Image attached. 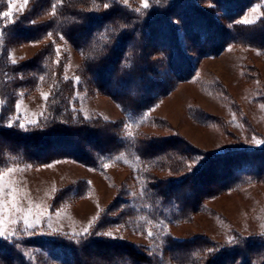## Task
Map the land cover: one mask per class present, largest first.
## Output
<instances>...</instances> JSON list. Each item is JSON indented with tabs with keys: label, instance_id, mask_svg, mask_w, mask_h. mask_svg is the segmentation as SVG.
Returning a JSON list of instances; mask_svg holds the SVG:
<instances>
[{
	"label": "rangeland",
	"instance_id": "obj_1",
	"mask_svg": "<svg viewBox=\"0 0 264 264\" xmlns=\"http://www.w3.org/2000/svg\"><path fill=\"white\" fill-rule=\"evenodd\" d=\"M46 1L44 7L50 4L49 0ZM112 1L118 6L144 9V17H148L151 6L158 2ZM175 1L162 0V3L167 7ZM34 2L36 0H29L25 6L23 0H12V15L0 17V50L5 55H0L3 75L0 83V92L3 93V98L0 97V128L29 134L42 131V127H48L51 120L50 130L58 126L62 129L63 125L65 129H72L70 126H87L89 124L86 123L98 121L107 124L121 119L120 130H116L117 135L124 139L149 136L147 138L157 142H166L167 147L173 145V140H181V144L178 143L180 154L171 147L169 151L172 153L168 154L167 159H155L157 163L150 178L158 182L174 180L201 167L203 154L194 153L195 147L220 153L229 149L239 152L244 149L250 151L247 150L249 148L257 151L256 148L264 146V47L237 42L225 46L217 54L191 55L195 68L193 75L177 82L170 92L140 117L129 120L114 99L89 86L80 54L64 40L63 35L49 33L42 40L15 43L14 31L3 30ZM9 3L10 0H0V13L9 11ZM144 3L147 7L142 6ZM197 3L201 7L209 6V2L197 0ZM50 7L42 9L32 22L40 23L50 18L53 13ZM263 17L264 0H257L229 22L252 25ZM253 33L242 32L240 36L253 41L257 34ZM50 41L52 46L47 45ZM160 70L165 75L164 67ZM154 92L158 93L159 90L154 89ZM42 93L47 94V100L42 98ZM99 132L97 138L113 146L112 134H108L111 131L103 129ZM129 132L131 136H128ZM81 137L76 138L75 145L63 143V146L53 144L56 137H51L40 148L41 151L36 150L40 155L36 157L30 155L35 151L33 148L29 149L28 155L22 150L24 143L25 146L28 143L18 139L7 141L0 137V172L14 169L4 177L3 183L16 189V203L21 208L20 212H14L8 205V211H0V220L3 221L0 226L5 229L0 243L11 247L7 253L13 257V264H71L72 256L53 244L64 245V241L75 244L79 238L88 235L91 228L95 229L96 239L152 249L162 264H208L206 259L209 258L207 254L213 251L211 248H203L201 252L197 250L187 257L186 242L195 237L196 242L209 239L221 248L237 247L242 240L264 238V173L259 178L243 181L235 189H221L217 185L224 182L229 174L217 168L212 175V169L205 168L194 182V190L183 186L174 191L178 200L180 193L181 196L185 193L197 196V211L190 214L191 206L184 207L187 212L179 214V217L191 216L173 221L164 217L169 216L167 212H170V206L156 211L149 203L145 181L136 173L142 162L136 156V146L119 149L97 167L71 157L49 161L64 159V165L56 168L42 167L49 162L35 163L37 159L44 160V157L60 148L88 151L94 137ZM185 140L194 147L188 149V145L182 143ZM174 146L177 145L174 143ZM206 151H203L205 156ZM61 172L64 176L63 187L57 180ZM28 175L32 181L35 178L37 186L28 185ZM46 177L54 178V184L58 186L50 194L48 203L50 185H43ZM209 187H214V191L208 196L204 195ZM9 199L6 194L0 195V200ZM30 206L31 213L37 212L41 217L36 224L31 223L32 227L24 222L26 215L31 222L28 215ZM62 209L64 227L54 221L61 219L62 212L58 211ZM47 216L52 221L48 222ZM104 233H111V236ZM179 240L183 242L179 244ZM50 243L51 247H48ZM168 244H173L174 250L167 249ZM92 252L89 256L83 255L84 264L101 262L98 256L100 252ZM260 255L250 252L248 256L253 260L250 262L257 264L259 260L264 263V257L260 258ZM259 261L258 264L261 263ZM0 264L12 263L0 258Z\"/></svg>",
	"mask_w": 264,
	"mask_h": 264
},
{
	"label": "trees",
	"instance_id": "obj_2",
	"mask_svg": "<svg viewBox=\"0 0 264 264\" xmlns=\"http://www.w3.org/2000/svg\"><path fill=\"white\" fill-rule=\"evenodd\" d=\"M255 1L257 0H201V2H209V6L201 7L197 0H177L165 7L162 0H158L151 6L148 17H144V9L134 10L129 6H118L112 0H49L50 4L46 7L43 6L46 0H36L29 9L20 13L15 21L5 25L6 28L3 30L14 31L15 43L42 40L49 33L63 35L64 40L80 54L83 71L89 78V86L114 99L124 116L131 120L140 117L144 111L170 92L177 82L187 80L193 75L195 68L191 55L217 54L225 46L237 42L264 47V17L252 25L229 22L234 21ZM105 4L108 5L107 8L104 7ZM53 5H56L54 15L40 23L32 22L42 9L47 10L50 6L53 8ZM219 11H222L221 14L218 13ZM242 32H254V35L257 33L255 35L257 42L242 38L240 36ZM152 42L154 44L150 46ZM47 45L52 46V41ZM44 51L45 48L42 53ZM0 55L5 56L2 50ZM163 67L165 75L161 74L163 70L160 69ZM5 70L6 68L4 72ZM1 74L2 66L0 83L3 77ZM169 82L171 86L168 85ZM154 89H158L159 92L155 93ZM0 97L3 98L1 92ZM120 120L107 124L98 121L86 123L89 124L87 126L84 124L79 127L70 126L72 129H65L63 125L62 129L58 126L50 130L51 120L48 127H42V131H32L29 134H19L12 129L0 128V137L7 141L18 139L28 143L29 145L26 146L24 143L22 150L28 155L29 149L33 148L35 151L30 155L34 157L39 155L36 150L41 151L40 148L51 137H56L53 144L58 146L75 145L76 138L81 136L94 137L86 152L60 148L48 154L45 159L43 158L44 160L35 158L36 164L56 158L71 157L88 166L97 167L102 165L107 157L110 159L119 149L136 146V156L142 161L136 173L145 181V194L150 198L149 203L156 211L170 206V212H167L169 216L164 217L173 221L181 218L179 214L187 212L184 207L191 206L190 214L197 211L199 207V203H196L197 196L191 193L181 196L180 193L178 200L174 191L176 188L182 189L183 186H187L191 191L194 190V182L199 174H203L205 168L210 167L212 175L217 168L222 173L229 174L224 178V182L217 185L221 189H235L239 184H243V181L259 178L264 173V146L256 148L257 151L254 149L251 151L252 149L249 148L247 150L250 151L244 149L239 152L229 149L220 153L202 149L207 152L205 156L202 150L193 148L191 142L185 140L182 143L188 145V149L191 146L194 153L203 154L201 167L174 180L153 181L150 176L154 171L153 166L157 163L155 159L160 157L167 159L168 154L172 153L169 151L171 147L173 148L171 150L180 154L181 140H173L177 146L172 143V146L167 147L166 142H157L147 138L149 136L124 139L120 134L117 135V130H120L121 126ZM103 129L111 131L108 134H112L115 142L113 146L97 138L99 131ZM113 131L116 132L112 133ZM227 178L230 180L227 181ZM213 191L214 187H209L204 195L208 196ZM190 214L182 218H188ZM91 229L88 235L79 238L75 244L64 241V245L57 243L53 245L72 256L71 264H84L83 255L89 256L92 251H99L98 256L101 259L100 263L92 264H162L161 259L152 249L144 246L141 250L130 244L124 245L118 242L113 244L103 239H96L95 229ZM196 241L195 237L194 240L186 242L185 246L188 247L189 254L187 257L197 250L201 252L203 248H211L213 251L207 254L209 258L206 259L208 264H253L250 262L253 260L248 256L250 252L261 254L260 258L264 257V238L242 240L234 248L218 247L219 244L209 239ZM180 242L183 240L178 241L179 244ZM172 245L168 244L167 249L174 250ZM48 247H51V243ZM10 248L8 244L0 243V258L10 260L13 264V257L7 253ZM259 262L264 264L263 261Z\"/></svg>",
	"mask_w": 264,
	"mask_h": 264
},
{
	"label": "snow or ice",
	"instance_id": "obj_3",
	"mask_svg": "<svg viewBox=\"0 0 264 264\" xmlns=\"http://www.w3.org/2000/svg\"><path fill=\"white\" fill-rule=\"evenodd\" d=\"M28 3H29V0H23V5L26 6ZM142 6L147 7V4L144 3ZM52 7H53V13L52 14L54 15L56 5H53ZM104 7L107 8L108 5L105 4ZM11 8H12V0H10V3H9V11L0 13V17L11 16L12 15ZM20 10L22 11L23 9H20ZM244 22L245 23H251L252 21H244ZM57 52H59V49H57ZM13 63H15V61H13ZM42 98L47 100V94L42 93ZM0 103H2V102H0ZM18 107H19V105H17V108ZM21 126H23V125H21ZM131 135H132V133L129 132L128 136H131ZM13 171H14V169L9 168V169H7L6 172H0V195L6 194L10 198L8 201L0 200V211H2V212L8 211V205H11V209L14 212H20L21 211V208L16 203V199H17L16 189L12 188L10 184L3 183L4 177L6 175H8V173H11ZM28 215H31V208L28 209ZM24 222L28 227L33 226L31 223H29L27 215L24 218ZM2 223H3V221L0 220V225H2ZM84 231H85V233H87V229H85ZM4 234H5V229L2 226H0V236H3ZM8 235H12V233H8ZM104 235L111 236V233H104ZM148 235L150 236L151 233L149 232Z\"/></svg>",
	"mask_w": 264,
	"mask_h": 264
},
{
	"label": "crops",
	"instance_id": "obj_4",
	"mask_svg": "<svg viewBox=\"0 0 264 264\" xmlns=\"http://www.w3.org/2000/svg\"><path fill=\"white\" fill-rule=\"evenodd\" d=\"M62 165H64V159L63 160H57V161H53V162H49V163H47V164H44V165H42V167H45V168H56V167H58V166H62ZM53 170V169H52ZM57 180H58V183L60 184V186H64V176H63V172H61V175L59 176V177H57ZM26 181H27V183H28V185H30V186H37V184H35L36 183V181H35V178H33V181L31 180V178H30V176L28 175V178L26 179ZM43 182H46L45 184H43V185H50V187H49V189H48V194H47V196H48V199H47V203L49 202V198H50V194H52L53 192H54V190H56L57 188H58V186H57V184H54L55 182H54V178H52V179H50V177H46L45 179H44V181ZM57 183V182H56ZM42 185V184H41ZM55 185V186H54ZM35 193V192H34ZM36 194V193H35ZM47 196H45V197H47ZM37 197H38V195H37ZM37 197H35V198H37ZM34 198V199H35ZM49 205V204H48ZM30 208H31V206H30ZM42 208V207H41ZM43 209V208H42ZM63 211H64V209H62V210H60V211H58V212H62V215L60 216L61 217V219L59 218L58 220L56 219V220H54L55 222H57L58 224H59V226H61V227H64V213H63ZM98 213V212H97ZM97 213L94 215V216H96L97 215ZM92 215V214H91ZM30 216V218H31V222L30 223H32V224H36L37 222H39V220L41 219V217L40 216H38L37 215V212H35V213H31V215H29ZM47 218L48 219H46L48 222H50V221H52V219H49L50 217L49 216H47ZM44 219H45V217H44ZM55 226H57L56 224H55ZM58 226V227H59ZM60 227V228H61Z\"/></svg>",
	"mask_w": 264,
	"mask_h": 264
}]
</instances>
